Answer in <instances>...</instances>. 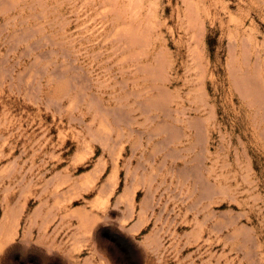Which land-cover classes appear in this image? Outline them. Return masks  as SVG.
I'll return each mask as SVG.
<instances>
[{
	"label": "rangeland",
	"instance_id": "obj_1",
	"mask_svg": "<svg viewBox=\"0 0 264 264\" xmlns=\"http://www.w3.org/2000/svg\"><path fill=\"white\" fill-rule=\"evenodd\" d=\"M0 264H264V0H0Z\"/></svg>",
	"mask_w": 264,
	"mask_h": 264
}]
</instances>
